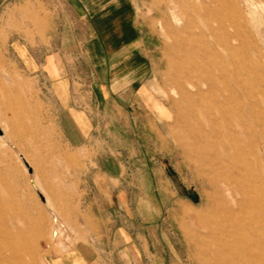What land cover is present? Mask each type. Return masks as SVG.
I'll use <instances>...</instances> for the list:
<instances>
[{
	"label": "rangeland",
	"instance_id": "rangeland-1",
	"mask_svg": "<svg viewBox=\"0 0 264 264\" xmlns=\"http://www.w3.org/2000/svg\"><path fill=\"white\" fill-rule=\"evenodd\" d=\"M124 1L131 5L137 43L111 59V68L115 62L118 72L113 76L111 69V90L116 91L111 93L116 100L115 106L111 101V168L113 183L124 182L127 202L122 213H117L123 220L111 221V226L123 223L141 228L151 250H157L165 264H214L213 254L207 253L209 245L195 246L192 241L195 234L210 231L198 214H213L205 198L214 191L196 169L204 170L210 162L224 168V147L219 140L227 126L226 116L218 108L202 112L201 102L194 117L180 116V111L188 110L183 88L191 86L184 78L182 61L199 64L204 57L212 58L206 68L224 72L229 82L238 71L235 90L243 113L240 121L248 124L250 113H255L259 142L250 154L247 133L242 132L240 149L245 161L241 166L250 160L264 188V0H198L202 10L197 12L192 11L193 0L183 1L182 6H176L174 0H115L117 4ZM59 6L66 14L71 12L67 0H4L0 4L4 23L0 35L5 41L0 44V106L12 81L5 64L8 58L11 62V44L6 42L11 35L52 40V34L58 32L51 25L59 18ZM37 40L32 43L37 49L47 47L53 52L60 47ZM69 46L76 50L79 45ZM74 52L61 62L68 68L66 79L73 94L87 100L91 92L83 93L81 87L106 77L92 74L98 64L89 57L92 53ZM59 65V60H52L53 68ZM57 79L53 75L52 83ZM16 121L18 117H5L0 109V206L15 211L14 218L3 217L1 225L10 231L5 243L16 245V252L4 249L0 264H62L60 260L71 254L70 249L88 241L87 236L75 234V227L64 219L63 207L54 203L52 195L65 189V181L76 180L71 165L75 162L67 154L78 153L54 123L49 135L34 138L33 133L13 130ZM191 127L194 131L185 137L184 131ZM60 200L65 204L66 196Z\"/></svg>",
	"mask_w": 264,
	"mask_h": 264
},
{
	"label": "crops",
	"instance_id": "crops-1",
	"mask_svg": "<svg viewBox=\"0 0 264 264\" xmlns=\"http://www.w3.org/2000/svg\"><path fill=\"white\" fill-rule=\"evenodd\" d=\"M67 1L71 12L66 14L58 7L59 18L51 25L58 32L52 34V40L11 35L6 42L11 44V62L8 58L5 64L12 81L5 88L1 113L18 117L13 130L33 133L34 138L49 135L54 123L63 139L77 150L78 154H67L68 160L75 162L71 165L75 167L72 171L77 173L76 180L65 181V189L52 195L57 197H53L54 203L63 207L64 219L75 227V234L88 237V245L83 242L70 249L71 254L60 260L62 264H165L157 250H151L141 228H129L123 223L111 226V221L123 220L117 213H122L127 203L124 182L113 183L111 168V101L116 105L111 96L116 93L111 90V69L113 76L118 73L115 62L111 68V59L129 52V44L137 43L131 5L125 1L117 4L115 0ZM3 28L0 19V34ZM78 28H82L81 33ZM36 40L60 47L53 52L47 47L37 49L32 46ZM4 42L0 35V44ZM69 45L84 46L70 50ZM74 51L83 56L92 53L89 57L98 63L92 74L106 77L81 87V92H91L87 100L73 94V86L66 79L68 68L61 62ZM52 60H59L60 65L53 68ZM53 75L59 76L54 84ZM72 156L76 159L72 160ZM64 195L65 204L60 200Z\"/></svg>",
	"mask_w": 264,
	"mask_h": 264
},
{
	"label": "bare ground",
	"instance_id": "bare-ground-1",
	"mask_svg": "<svg viewBox=\"0 0 264 264\" xmlns=\"http://www.w3.org/2000/svg\"><path fill=\"white\" fill-rule=\"evenodd\" d=\"M183 1L188 2V0H174V3L176 6H182ZM191 3L193 12L202 10L199 9L201 7L198 4V0H193ZM216 21L218 22V20ZM222 22L225 25L224 20ZM232 28L233 27L230 29ZM224 29L226 30V27ZM230 35L232 36V34ZM237 43L239 42L237 41ZM207 52L209 53L208 50ZM211 59L209 57H204L203 62L201 61L202 63L200 62L199 64H196L194 61V63L189 64L188 59H183L182 61L184 64L182 69L183 67L185 68L183 74L184 78L190 82L191 86L190 89L183 88L186 89L182 92L183 96L187 99L186 108L188 110L185 109L180 111V116L186 118L187 116L194 117L199 103L201 102L203 105L202 112L206 113L208 109L211 110L218 108L226 116L225 124H227V126L225 125L226 127L223 136H221L219 140L224 147V156H222L221 160L223 165H225L224 168L214 167L213 163L210 162V167L204 170L196 169L199 174L203 172L201 175H204L205 182H207L214 191L213 193L208 192L205 198L207 208L210 209L213 214H198L210 227V231L204 232L205 234L202 236L195 234L192 241L195 246L200 244L209 245L207 253L214 255H212L213 258H210L214 264H264V188L259 184L257 170L254 168L250 160H247L245 167L242 168L241 166L245 161V153L240 149V137L242 132L247 133V145L250 154H253L254 151H256L254 150L255 146L259 143L257 140L258 135L255 113H250L248 124L245 125L240 121V116L243 113L239 111L240 96L235 90V87L239 84L238 76H236L239 75V73L238 71L235 72L234 78L232 77L233 80L229 82V80L227 81L225 79L224 72L220 71L217 73L214 70L212 71L209 68H206ZM237 63L235 62V64ZM238 65L241 64L239 63ZM236 69L238 70V68ZM227 92L230 93L227 95ZM193 131L194 127L185 130L184 136L191 135ZM211 146L215 148L216 144L212 143ZM191 159L192 158H190V160ZM221 161L219 160V162ZM257 169H260V167ZM1 189L2 188L0 187V191ZM14 216L15 211L12 208L7 207L5 209L0 206V258L3 256L5 248L16 252V245L14 242L10 241L5 243V236L10 231L4 229L1 225L3 217L12 219Z\"/></svg>",
	"mask_w": 264,
	"mask_h": 264
},
{
	"label": "water",
	"instance_id": "water-1",
	"mask_svg": "<svg viewBox=\"0 0 264 264\" xmlns=\"http://www.w3.org/2000/svg\"><path fill=\"white\" fill-rule=\"evenodd\" d=\"M43 197V195H41ZM44 198V197H43Z\"/></svg>",
	"mask_w": 264,
	"mask_h": 264
}]
</instances>
